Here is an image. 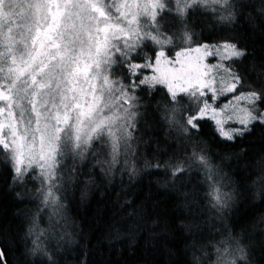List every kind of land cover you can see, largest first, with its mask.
Masks as SVG:
<instances>
[{
  "label": "snow or ice",
  "instance_id": "1",
  "mask_svg": "<svg viewBox=\"0 0 264 264\" xmlns=\"http://www.w3.org/2000/svg\"><path fill=\"white\" fill-rule=\"evenodd\" d=\"M237 7L236 0H0V159L14 181L23 183L29 174L39 180L41 204L59 217L58 192L79 180L86 162L105 177L118 165L130 177L164 169L177 183L195 170L203 173L210 209L222 213L234 194L223 190L205 149L194 145L191 155L163 163L145 157L143 169L136 167L137 148L148 143L139 92L141 86L166 89L170 103L160 118L177 135L199 132L205 119L230 142L256 124L264 126V71L253 65L257 83L249 82L235 64L224 63L241 60L246 49L228 39L193 46L188 27L189 9L232 23ZM166 11L175 15L178 38L188 45L167 53L163 46L173 44V36L161 30ZM258 12L264 17V5ZM208 55L216 61L206 63ZM220 96H229L228 102L216 105ZM229 123L241 127L227 128ZM38 241H32L33 255L43 251ZM213 250V256L204 253L207 262L193 254L192 264L247 260L245 249L228 238Z\"/></svg>",
  "mask_w": 264,
  "mask_h": 264
},
{
  "label": "trees",
  "instance_id": "2",
  "mask_svg": "<svg viewBox=\"0 0 264 264\" xmlns=\"http://www.w3.org/2000/svg\"><path fill=\"white\" fill-rule=\"evenodd\" d=\"M236 2L235 22L199 10L187 17L188 27L196 44L228 39L246 49L245 57L228 63L257 83L256 71H264V17L258 12L264 0ZM253 65L256 71L250 70ZM142 87L150 94L143 97L147 112L141 121V127L147 121L148 143L137 149L136 167L143 169L145 157L163 163L191 155L194 145L203 148L223 178V190L234 194L229 207L222 213L210 209L200 171L182 174L177 183L164 169L130 177L118 165L105 177L86 162L79 180L61 189V215L47 222L37 181L31 174L23 183L14 181L12 169L0 159V248L6 264H192L193 254L207 262L213 246L225 238L245 249L247 260L238 264H264V126L256 124L230 142L205 119L191 137L177 135L160 118V106L170 103L168 93L161 86ZM89 178L94 183L86 184ZM40 228H47L39 238L43 251L33 255Z\"/></svg>",
  "mask_w": 264,
  "mask_h": 264
},
{
  "label": "rangeland",
  "instance_id": "3",
  "mask_svg": "<svg viewBox=\"0 0 264 264\" xmlns=\"http://www.w3.org/2000/svg\"><path fill=\"white\" fill-rule=\"evenodd\" d=\"M171 2H172V0H170V3ZM199 12L200 11L197 10L194 13L192 9H189L188 10V16L189 15H191V16L192 15H197V14H199ZM162 17H163V19H162V29L161 30L164 31L166 35L167 34H171L173 36V44H171V45H167L166 44V45L163 46L164 47V50L166 51V53L168 51H173L174 52V50H176L179 47H187L188 45L187 44H181V42H180V40L178 38L180 29H179V26H178L177 19H176L175 15L173 13H169V12L166 11V12L162 13ZM192 39H193V42H195L194 41V35H193V33H192ZM147 42L148 41H146V43ZM195 44L196 43H194L193 46H195ZM206 45H209L211 47V46L216 45V44H208L207 43ZM153 46L154 47H159L157 45H153ZM192 55L195 56V55H198V54L197 53H192ZM204 60H205L206 63H212V62H215L216 61V57L213 56V55H208V56H205L204 57ZM228 62H230V61H224L225 64H228ZM157 86L163 87L162 85H156L155 87H157ZM149 89L151 90L153 88H149ZM165 91H166V89H165ZM139 95L141 96L142 103H143V107L141 108V111L144 112V116H145L146 115V112H147V110H146L147 104H146V102H143V97H144V95H146L147 97H149L150 94H149V92L146 91V89H144V87H142L140 89ZM231 95H234V94H229V96H231ZM229 96H220L219 99L215 101V104L216 105H223L225 102H228ZM178 99H179V97H178ZM235 106L237 108L239 107V105H235ZM161 107H162L163 110L165 109V106H160V109H161ZM185 107H186V105H183L182 106L181 112L184 110ZM180 115H181V113H178L177 114V118L178 119L180 118ZM206 120H210L213 123V125H214V122L211 119H206ZM214 127H215V125H214ZM226 127L227 128H237V127H241V126L238 125V124H231V123H229L228 125H226ZM174 130H175V128H174ZM189 137H191V135ZM187 146L188 145H185V146H182V147L184 148V147H187ZM137 149H143V147L140 145ZM33 180L35 181L36 179H33ZM36 181H37V186L39 188L40 187V182H39V180H36ZM60 194H61V190L58 192L59 197H60ZM40 203H41V199H40ZM39 208H40V211H42V213H43V218H44L45 221L48 222V221H53L54 220L55 217L52 216V210H51V208H45L44 206L43 207H39ZM50 217H52L51 220H50ZM57 218L58 217H56V219ZM44 229H47V228H40L38 230V236H39V238L40 237L42 238V236L47 235V232ZM41 232L43 233L42 235L40 234ZM38 242L40 244H42V241L41 240H39Z\"/></svg>",
  "mask_w": 264,
  "mask_h": 264
},
{
  "label": "water",
  "instance_id": "4",
  "mask_svg": "<svg viewBox=\"0 0 264 264\" xmlns=\"http://www.w3.org/2000/svg\"><path fill=\"white\" fill-rule=\"evenodd\" d=\"M0 250H1V248H0ZM4 264H6L5 261H4Z\"/></svg>",
  "mask_w": 264,
  "mask_h": 264
}]
</instances>
